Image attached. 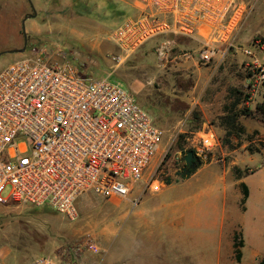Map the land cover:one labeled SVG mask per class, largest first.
<instances>
[{"label": "rangeland", "instance_id": "1", "mask_svg": "<svg viewBox=\"0 0 264 264\" xmlns=\"http://www.w3.org/2000/svg\"><path fill=\"white\" fill-rule=\"evenodd\" d=\"M133 3L62 0L56 5L47 4L41 12L35 0H0V42L4 51L11 50L6 47L15 41L17 50L23 47L22 21L33 15L34 9L36 16L24 23L26 49L47 50L58 58L66 55L65 61L79 70L84 68L88 76L121 84L134 92L139 105L152 114L162 132L153 159L156 163L153 161L154 166L145 171L126 199L85 192L75 202L72 219L50 209L18 203L2 208V264H24L39 255L74 264H100L102 259L101 264H228L226 252L232 234H239L244 241L242 259L234 264H259L264 257V122L255 113L260 97L240 90V109L252 112L241 118L250 133L222 136L220 147L208 154L206 163L216 165L225 174L227 191L219 175L208 173L212 169L182 179L179 173L185 152L199 146L203 136L189 122H179L177 116L166 117L161 88L166 70H180L191 57L196 60L200 44L188 37L170 35L154 39L128 55L122 52L113 43L112 32L133 15ZM118 56L120 62L114 59ZM20 57L2 54L0 72ZM196 62L202 64L198 59ZM228 74L226 68L218 76L220 82L233 80ZM197 116L194 110V121ZM232 149L238 152L232 154ZM199 164L202 167V162ZM239 177L249 188L244 203L241 186L234 182ZM150 180L160 185L168 180L171 185L152 192L146 188ZM147 220L154 225L151 231L143 226ZM87 245H92L93 251Z\"/></svg>", "mask_w": 264, "mask_h": 264}, {"label": "built area", "instance_id": "2", "mask_svg": "<svg viewBox=\"0 0 264 264\" xmlns=\"http://www.w3.org/2000/svg\"><path fill=\"white\" fill-rule=\"evenodd\" d=\"M133 4L135 13L112 32L119 50L128 55L154 39L183 36L200 44L204 64L225 57L253 9L242 0ZM251 46L254 50H243L252 57L249 87L264 99V55H254L263 47L259 41ZM65 58L29 49L0 72V210L14 203L47 206L72 219L85 192L126 199L159 150L162 132L131 91L107 78L94 79ZM217 145L207 135L194 146V155L205 163ZM162 185L150 180L146 188L157 192ZM24 264L71 263L39 255Z\"/></svg>", "mask_w": 264, "mask_h": 264}, {"label": "crops", "instance_id": "3", "mask_svg": "<svg viewBox=\"0 0 264 264\" xmlns=\"http://www.w3.org/2000/svg\"><path fill=\"white\" fill-rule=\"evenodd\" d=\"M61 1L62 0H35V5L41 7L40 11L44 12V10H46L45 6L47 4H50L48 6H52V5H56L58 2L61 3ZM242 1L245 4L253 5V9L249 13L246 22L244 24V27L238 34L236 42L233 44L231 48L227 50V53L223 59H221V57L218 55L211 63L207 65L204 63L199 64L198 62H196L197 59L198 61H200L199 58L195 60L194 58L191 57L190 60L187 59L189 61H186L180 70L167 69L166 75L163 76L165 82H164V86H162L161 89L166 99V115H168L166 117L174 118L177 116V118H179L178 119L179 122L182 123L189 122L194 127L193 129L202 133L203 137H206L207 135L210 134L213 135L218 140L217 147H220V138H222V136H226L227 133L226 128L220 124V118L226 114L225 107L228 106L234 100L235 92H238L240 98V95L243 94L242 91L243 92L248 91L249 93H251L252 97L254 98H256L257 96L258 98L260 97L261 99L260 103L263 101V98L260 95V93L255 92L252 87L251 88L249 87V82L252 78V74L250 70V63L252 61V57L246 56L243 53V50L251 46V44L254 41H259L262 44L263 50L256 49L254 51V55L255 57L258 58L264 55V0H242ZM133 5L132 8L134 14L135 11ZM2 44L3 43L0 42V52H6L1 47ZM17 46H18V42L15 41L13 42L12 46L6 48H9L11 50H17ZM218 48L220 51L224 49V46L218 45ZM96 49L99 48L96 46ZM4 54H10L13 55L14 57L18 53L6 52ZM221 66L223 68L219 70V68L217 67H221ZM226 68L229 71L228 76L232 77L230 79L233 80L230 81L225 79L224 82L222 81L220 82L219 77L222 76L223 71L226 70ZM233 75L238 76L240 79L235 80L234 79L235 76ZM172 84H174V86H172ZM241 86L243 87V89ZM241 103H242V99H240V103L237 107V110H240ZM194 110L198 113L197 121H194L193 118ZM243 117H247V116L240 115L237 118V122L242 127V131L233 133L231 136H228L229 138L236 137L235 135L244 136L250 133L249 130L246 128L245 124L241 120V118ZM244 147L245 146H243V149ZM237 152H238L237 149H232L230 153L235 154ZM153 161L151 162V165H149V167L154 166L156 160L154 161L155 163L152 165ZM233 164L236 165L235 163ZM201 166L202 167H199L189 177L195 176L202 171L212 169L213 170L212 173L210 171L208 173L210 174L216 173V175H219L217 178L220 182H222L224 192L227 191L228 185H227L226 176L223 172L218 171V169L214 167L216 165L207 164L205 162L202 163ZM234 182L239 184L243 183L242 177L236 178ZM165 185L166 184H163L162 187H164ZM248 192H249V188H248ZM135 205L136 203H134V206ZM143 224H144L143 226H147V229L150 231L154 226L152 225V222L148 220L146 221V223ZM234 235L235 234H232V239H231L232 241L230 242L229 245L230 249L227 248V252H226V261L228 262V264H234L235 262H237L234 257V247H233ZM243 247H244V241H243ZM106 253L107 251L105 252V254ZM241 259H242V254H241ZM240 261L237 263H240ZM102 262L103 259L101 263Z\"/></svg>", "mask_w": 264, "mask_h": 264}, {"label": "trees", "instance_id": "4", "mask_svg": "<svg viewBox=\"0 0 264 264\" xmlns=\"http://www.w3.org/2000/svg\"><path fill=\"white\" fill-rule=\"evenodd\" d=\"M29 48L26 49V51L28 50ZM234 94V93H233ZM232 94V95H233ZM236 94V95H235ZM234 94V100L228 105L225 107V112L226 114L220 118V124L222 126H224L227 130V133H226V137L228 136H231L233 133H237L239 131H242V127L238 124L237 122V118L240 116V115H244V116H251V111L250 110H247V109H240V110H237V107L240 103V99L239 98V95H238V92H235ZM241 96V95H240ZM141 106V105H140ZM147 106V105H146ZM142 107V106H141ZM148 107V106H147ZM144 108V107H143ZM149 108V107H148ZM145 109V108H144ZM146 110V109H145ZM149 110H151L149 108ZM151 112V111H150ZM255 113L257 115L260 116V118L262 119V121L264 122V99L263 101L260 103V104H257L256 105V108H255ZM150 115L152 116V114L150 113ZM153 118V117H152ZM197 120V117L195 118ZM153 124L158 128L159 126L155 123L154 119H153ZM190 151V150H189ZM193 151V150H192ZM188 151L185 152V154L187 153ZM194 153V151H193ZM195 157V155H194ZM195 160H196V169L194 170V172L200 167V164H199V161L197 160V158L195 157ZM193 172V173H194ZM193 173L189 174V175H186L184 174L182 171L179 173V175L181 176L182 179L184 178H188L190 175H192ZM166 185H169L170 182L167 180L165 182ZM241 186V189H242V200L241 202L244 203L248 197V188L245 184L241 183L240 184ZM32 207V206H31ZM36 208V207H34ZM42 208V207H41ZM43 208H46V209H50L52 210L51 208L47 207V206H44ZM54 211V210H53ZM233 247H234V257H235V260L237 262L240 261L241 259V248L243 247V241L242 239L239 238V234H235L234 235V244H233ZM69 263L71 264H74L72 261L69 260ZM259 264H264V257L261 259V261L259 262Z\"/></svg>", "mask_w": 264, "mask_h": 264}, {"label": "water", "instance_id": "5", "mask_svg": "<svg viewBox=\"0 0 264 264\" xmlns=\"http://www.w3.org/2000/svg\"><path fill=\"white\" fill-rule=\"evenodd\" d=\"M29 1V0H28ZM33 9V8H32ZM36 16V12L33 9V15H28L27 17H25L22 21V32H23V36H24V43H23V47L20 50H10L7 51V53H18V54H23L26 51V47H27V40H26V35L24 32V23L27 19L29 18H34ZM6 52H0V56H2V54H4ZM183 162H184V167L182 168V172L186 175H189L191 173L194 172V170L196 169V160L194 157V153L192 150L188 151L185 156L183 157Z\"/></svg>", "mask_w": 264, "mask_h": 264}]
</instances>
